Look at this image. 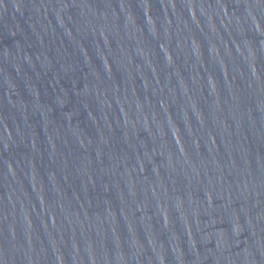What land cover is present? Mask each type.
<instances>
[{
    "label": "water",
    "instance_id": "water-1",
    "mask_svg": "<svg viewBox=\"0 0 264 264\" xmlns=\"http://www.w3.org/2000/svg\"><path fill=\"white\" fill-rule=\"evenodd\" d=\"M0 264H264V0H0Z\"/></svg>",
    "mask_w": 264,
    "mask_h": 264
}]
</instances>
